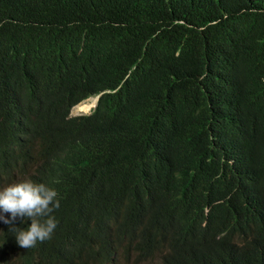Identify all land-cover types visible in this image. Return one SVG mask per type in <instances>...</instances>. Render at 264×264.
<instances>
[{"label": "trees", "instance_id": "obj_1", "mask_svg": "<svg viewBox=\"0 0 264 264\" xmlns=\"http://www.w3.org/2000/svg\"><path fill=\"white\" fill-rule=\"evenodd\" d=\"M0 120V138L13 137L0 140V185L58 193L44 260L168 264L178 241L183 262L264 264V189L238 182L251 172L264 188V0H0ZM67 134L99 148L106 217L80 223L62 201ZM145 146L142 165L172 171L158 186L161 174L145 182L135 166ZM235 221L238 249L221 239ZM88 227L109 242L82 259ZM12 234L0 223L3 263L29 264Z\"/></svg>", "mask_w": 264, "mask_h": 264}, {"label": "clouds", "instance_id": "obj_2", "mask_svg": "<svg viewBox=\"0 0 264 264\" xmlns=\"http://www.w3.org/2000/svg\"><path fill=\"white\" fill-rule=\"evenodd\" d=\"M98 96H90L80 102L93 99V105L87 110L89 112L95 106ZM70 110L64 118L66 122L68 117L88 113L72 115ZM11 138L13 137H3L0 140H10ZM60 141L58 155L67 170L62 201L74 205L76 209L75 219L80 223L106 217L111 184L102 173L104 165L98 146L93 142L83 143L69 134ZM178 141L184 149L190 144L191 139L186 121H184L183 129L180 130ZM147 156L148 151L147 146H145L135 160L136 169L145 182L148 180L153 182L156 175L161 174L154 181L155 186H158L164 182L167 175L172 171L167 169L156 171L142 165L143 159ZM16 170L14 167L6 169L4 176ZM238 182L243 188L254 192L257 189H264L259 185V177L251 172L247 176L238 175ZM253 184L256 185V188L253 187ZM59 207L58 193L49 183L37 184L31 180H25L0 185V223L9 226V231L13 232L14 246L23 251V260L29 264H33L30 263L33 260L36 261L35 264H60L57 260L48 261L42 258V254L48 250L49 240L58 226L57 212ZM97 207L102 211L101 216L95 210ZM235 223L236 221L229 226L228 232L221 239H227L238 249L245 244L247 238L236 230ZM221 239L217 236L214 242ZM108 242L109 240L104 233H99L94 228L88 227L85 230V236L82 237V245L78 250V256L85 259L91 250H102ZM172 247L174 251H172ZM181 250L182 243L178 241L170 242L166 248V263L198 264L194 262L192 256H189L187 262H183ZM214 256L212 255L213 258ZM0 257L3 258L0 264H4L3 261L6 260V257Z\"/></svg>", "mask_w": 264, "mask_h": 264}, {"label": "rangeland", "instance_id": "obj_3", "mask_svg": "<svg viewBox=\"0 0 264 264\" xmlns=\"http://www.w3.org/2000/svg\"><path fill=\"white\" fill-rule=\"evenodd\" d=\"M89 102H90V101H89ZM83 105H84V103L81 104V105H79V106H77V107L72 108V109L70 110V114L73 115V114H77V113H85V112H88V111L86 110L87 105H85L84 107H83ZM2 260H3V258L0 257V263L2 262Z\"/></svg>", "mask_w": 264, "mask_h": 264}, {"label": "bare ground", "instance_id": "obj_4", "mask_svg": "<svg viewBox=\"0 0 264 264\" xmlns=\"http://www.w3.org/2000/svg\"><path fill=\"white\" fill-rule=\"evenodd\" d=\"M89 101H90V102H89ZM83 103H84L83 107H84L85 105H87L86 110H88L89 107H91V106L93 105V99L85 100V101L81 102L80 104L76 105L75 107H77V106H79V105H81V104H83Z\"/></svg>", "mask_w": 264, "mask_h": 264}]
</instances>
